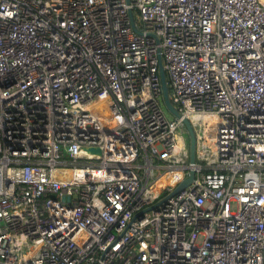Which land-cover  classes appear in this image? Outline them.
<instances>
[{
    "label": "built area",
    "instance_id": "built-area-1",
    "mask_svg": "<svg viewBox=\"0 0 264 264\" xmlns=\"http://www.w3.org/2000/svg\"><path fill=\"white\" fill-rule=\"evenodd\" d=\"M0 264H264V0H0Z\"/></svg>",
    "mask_w": 264,
    "mask_h": 264
},
{
    "label": "water",
    "instance_id": "water-1",
    "mask_svg": "<svg viewBox=\"0 0 264 264\" xmlns=\"http://www.w3.org/2000/svg\"><path fill=\"white\" fill-rule=\"evenodd\" d=\"M129 15H130L131 23H132V25L135 28L132 11H129ZM158 58H159L158 71H159V76H160L162 97H163L164 105L166 106L167 110L170 113H172L174 115H179L178 110L173 106V104H172V102H171V100L169 98V89H168L166 74H165V70H164V67H163V64H162V58H161L160 54H158ZM183 123H184V126L186 128V131H187V134H188V137H189V150H190L189 158H190V161H194V159H195V134H194L193 128L191 126V123L189 122L188 119H186V118L183 119ZM87 149L90 150V151L97 152V153L100 152V149L98 147H88ZM193 176H194V172H193V170H191L189 172V175L183 181H181L174 188V190L170 194H168L166 197H168L169 195H171L173 193H176L180 189H182L185 186H187L190 183V181L192 180ZM165 198H162L159 202H157V204L160 203Z\"/></svg>",
    "mask_w": 264,
    "mask_h": 264
},
{
    "label": "rangeland",
    "instance_id": "rangeland-1",
    "mask_svg": "<svg viewBox=\"0 0 264 264\" xmlns=\"http://www.w3.org/2000/svg\"><path fill=\"white\" fill-rule=\"evenodd\" d=\"M171 114V113H170Z\"/></svg>",
    "mask_w": 264,
    "mask_h": 264
}]
</instances>
